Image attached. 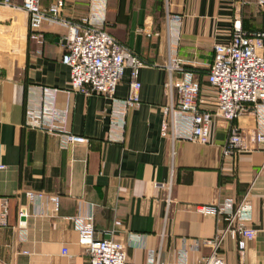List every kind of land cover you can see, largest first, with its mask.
Segmentation results:
<instances>
[{
	"label": "crops",
	"instance_id": "0c3cea01",
	"mask_svg": "<svg viewBox=\"0 0 264 264\" xmlns=\"http://www.w3.org/2000/svg\"><path fill=\"white\" fill-rule=\"evenodd\" d=\"M53 1L40 0V7ZM90 1L63 0L64 17L80 22ZM156 1L107 0V32L146 63L139 70V104L123 113L129 68L113 99L67 97L69 70L61 64L66 29L44 23L39 44L28 35L21 0H0V264H87L67 219L90 213L95 237L122 242L129 263L147 264L152 252L158 264H181L185 246L184 264H201L210 250H192V240L213 238L223 223L195 208L225 199L239 202L250 188L263 146L225 155L232 123L220 118L212 119L206 145L171 142L163 110L169 104L164 94L168 59L193 70L205 89L214 45L230 40L236 10L245 30L263 28L257 0H162L160 8ZM168 15L181 21H168ZM42 88L59 91L57 108L70 107L68 132L89 140L88 145L62 149L58 137L26 123V109ZM254 124L252 112L237 122L244 133ZM262 188L256 180L249 205L241 210V220L252 224L256 237L240 254L236 237L228 235L219 250L228 264H264ZM27 191L57 196L58 212L47 199L30 203ZM22 208L25 216L18 218Z\"/></svg>",
	"mask_w": 264,
	"mask_h": 264
},
{
	"label": "built area",
	"instance_id": "2783aa9c",
	"mask_svg": "<svg viewBox=\"0 0 264 264\" xmlns=\"http://www.w3.org/2000/svg\"><path fill=\"white\" fill-rule=\"evenodd\" d=\"M106 4L107 0H91L88 15L77 23L64 17L63 0H54L47 8L40 7V0H21L20 9L27 16L30 39L39 44L43 42L40 30L44 23L66 29L61 64L69 70V87L65 91L67 97L78 94L113 99L125 69L129 68V92L121 102L124 113L139 104L138 76L145 63L107 32ZM257 4L264 16V0H257ZM235 17L230 40L213 48V60L208 67L205 84L210 97H205L207 91L199 83L197 75L193 70L186 69L183 62L170 57L165 65L169 77L164 84V94L169 98V104L163 110V118L165 137L171 142L183 140L206 145L210 142L212 119L220 118L232 123L224 146L225 155L236 156L249 152L252 146H263V160L250 188L239 202L225 199L210 206L195 208L197 213L212 215L223 223L213 238L192 240V250L198 251L201 246L210 250L201 264H228L219 256L228 235L236 237L237 251L240 254L244 252L247 244L255 239L256 231L250 222L241 220V210L249 205V193L258 179L262 181L264 195V25L259 31L244 32L240 11L236 10ZM167 19L175 23L181 21L178 15H168ZM174 73H179L180 77L175 78ZM58 92L40 89L36 102L26 109V123L33 129L58 137L62 149L88 145L89 140L68 132L70 107L67 104L64 108H57ZM250 112L254 114L255 124L244 133L237 122ZM0 169H4V166H0ZM158 187L165 188L164 185ZM25 198L32 204L47 199L53 211L58 212L57 196L27 191ZM24 216L25 209L22 208L18 218ZM67 220L77 232L78 244L87 257V264H132L127 261L126 246L122 242L95 237L91 213ZM62 253L66 254V250H62ZM179 258L181 264L186 263L185 246ZM147 264H158L152 252L148 253Z\"/></svg>",
	"mask_w": 264,
	"mask_h": 264
},
{
	"label": "trees",
	"instance_id": "16d2710c",
	"mask_svg": "<svg viewBox=\"0 0 264 264\" xmlns=\"http://www.w3.org/2000/svg\"><path fill=\"white\" fill-rule=\"evenodd\" d=\"M156 5H157V7L158 8H160L161 7V5H162V0H157L156 1ZM241 28H242V31H244V32H248V33H251V31H247V30H245L243 27H242V25H241ZM253 32V31H252ZM109 33V32H108ZM110 34V33H109ZM111 35V34H110ZM115 38V37H114ZM116 39V38H115ZM138 57V56H137ZM139 58V57H138ZM140 60H141V58H139ZM143 63H145L143 60H141ZM146 64V63H145Z\"/></svg>",
	"mask_w": 264,
	"mask_h": 264
}]
</instances>
